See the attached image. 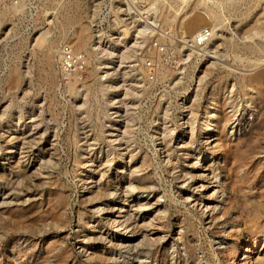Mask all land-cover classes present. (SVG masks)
I'll return each instance as SVG.
<instances>
[{
	"label": "rangeland",
	"instance_id": "rangeland-1",
	"mask_svg": "<svg viewBox=\"0 0 264 264\" xmlns=\"http://www.w3.org/2000/svg\"><path fill=\"white\" fill-rule=\"evenodd\" d=\"M17 1L0 0V9ZM110 1L115 8L119 7L118 14L124 21L129 22L130 31H133L130 21L136 18L135 12L132 9L128 14L124 13V0H23L21 10L11 12L5 17L0 15V71L4 74L9 67L18 64L23 73L21 86L14 91L10 90L5 82L6 74L0 77V175L5 174V177H0V196L7 200V203H2L0 198V264H31L32 260H35L36 264H57L53 257H48L47 262H44V256L60 249L66 256L67 264L85 263L86 254L93 249L108 252L107 256L111 259L102 261V264H138L139 261L144 264H167V259L165 261L161 257L162 251H167L173 257L180 254L185 256L187 253L181 246L178 252L172 249L175 243L180 245L184 237L177 239L172 236L174 234H168L169 231H184V227L176 224L184 217L183 210L201 217V221L195 219L193 230L196 231L192 235L197 246L195 257L201 261L196 262L195 258H191L184 264H208L200 249L205 234L212 236L211 244L217 241L214 247L218 249H223L225 241L229 242L236 237L226 238L229 236L228 231L230 233L233 229L217 228L208 217L212 213L213 201L221 204L225 196L213 178L218 175L222 181L223 159L232 154L251 156L250 165L255 166L257 178L264 182V79L256 84L254 78L250 79L256 68L251 62L254 60L252 57H264V32L255 37L256 42L263 46V50L257 53L260 56L246 53L251 57L249 62L240 63L237 56L234 60L233 55L239 53L238 47L231 42L233 37H237L236 41L238 39L239 9L229 6L220 10L225 0H206L209 7L223 11L228 19H225L227 25L219 28L217 39L214 41L216 45L212 47V52L207 53L209 57L203 56L199 59L184 41L188 36L184 19L195 13L198 15L199 12L206 14L203 0L196 2L192 12L183 15L181 13V24L163 25L160 28L162 21H158L162 32H156L148 40L144 36L139 37L138 46L132 37H125L119 32L120 29L108 9ZM139 4L146 5L147 1L140 0ZM168 12L169 7L165 5L164 13ZM76 16L79 21L75 19ZM259 18L264 21L263 16L259 15ZM78 23L87 27L88 50L93 54L90 64L76 67L75 73L80 80L76 83L77 93H71L67 89L69 78L66 76L59 74L58 85L54 87L43 74L42 77L37 75L32 53L37 51L33 46L35 38L44 30L49 31L50 37L62 33L63 39L59 44L66 45L65 48L70 50V39L78 29ZM209 23L206 25L210 26ZM156 38L168 49V55L160 58L165 57L168 61H163V68L159 65L156 71V74L159 70L165 73L158 74L159 80L148 87L149 84L145 80L149 71L145 68V62L149 56H155L152 47ZM94 41H97L95 45ZM80 52L82 56L88 57L85 50ZM139 54L141 57L145 56V62L144 59L138 60ZM106 61L109 62L105 65ZM263 65L264 63L261 66ZM60 66L59 63L55 64L57 69ZM93 67L94 72H91ZM140 69L145 70L148 75L143 76ZM111 84L114 88H109ZM131 88L139 92L134 93ZM111 90L114 98L120 101L108 106L107 96ZM196 92L202 96V103L197 104L194 101ZM212 92H219L221 97L226 99V109H232L228 113L229 122L224 129H221V126H211L206 130L205 125L201 124L205 116L203 99ZM250 96H257L254 104L262 101V112L258 115L247 114V111L254 110V107L248 108L246 105ZM192 102L194 106L191 105ZM45 103L49 104V111L43 112L40 122L39 107L43 105L45 110ZM233 108L236 111H233ZM210 113L213 114V111ZM208 120L210 121V118ZM254 121L257 122V128L255 127L249 136L252 145H244L240 150L234 145H226L223 136L234 142L247 133L248 125H252ZM219 129L222 130V135L218 133ZM66 134V140L58 142ZM206 135H211L210 140L214 141H206ZM215 142L221 143V148L216 153L213 152ZM53 147L58 150L54 152ZM124 147L136 155L135 159L129 161V158H122L118 161L117 155ZM156 148L158 150L154 152ZM111 149L114 150L113 154ZM190 150H193L192 155L201 159L200 167L191 168L189 160L183 161L185 153ZM15 160L24 165L25 172L36 174V182L42 183L43 190L31 185L24 187L28 186L24 181L22 184H16V180L21 178V173L8 169V165ZM58 161V167L62 169L59 173L55 172L54 168V163ZM173 165L180 167L173 170ZM181 168L192 170L193 180L185 182L174 178ZM125 170L133 171L135 176L149 174L152 185L157 188V195H161L164 190L168 191L169 188L178 195L177 212L172 210L175 202H166L163 197L159 198L161 204H172V209L169 207V215L163 217L159 214L155 204L148 205L144 212H139V225L143 219L152 220V224L145 228L149 238L157 235L167 237L163 244H158L159 247L154 246L153 257L150 253H138L137 256L131 254L132 251L124 253L125 249L120 252L109 251V241L112 239L126 242L135 238V244H146V241L139 232L126 234L120 231L123 226L111 224L109 219L112 213L107 210L110 202L88 201L92 195L91 190L95 189L98 183L105 184L110 174L114 176ZM53 180L56 186H51ZM201 182L208 184V188L197 189L196 186ZM242 186L245 185L240 184L238 188ZM56 191L66 194L60 221H57L56 215L60 212L59 202L62 201L56 198ZM47 192L51 196L47 195ZM187 193H190V199H186ZM152 196L153 193H143L139 201L143 204L153 203L156 197ZM31 197L35 201L27 200ZM131 199L138 201L136 197ZM181 202L185 206L180 205ZM97 206L100 210H96ZM77 208L83 209L89 215L91 212L93 214L89 218H83L78 214ZM202 210L204 214H201ZM259 212L260 222L263 223L264 204L259 206ZM32 221L37 222L36 226H33ZM50 222L60 224V230L52 232L48 229L45 223ZM96 231L102 232L106 240L97 241ZM218 233L223 239L217 236ZM187 234L191 236L192 232ZM221 240L224 242L219 243ZM240 241L237 256L242 259L247 253L243 251L244 241ZM13 247L22 253V257L15 259L11 255L9 250ZM32 252L30 259L28 256ZM233 259L230 255L228 264ZM170 262L175 264L173 259ZM238 263L237 261L236 264Z\"/></svg>",
	"mask_w": 264,
	"mask_h": 264
},
{
	"label": "bare ground",
	"instance_id": "bare-ground-1",
	"mask_svg": "<svg viewBox=\"0 0 264 264\" xmlns=\"http://www.w3.org/2000/svg\"><path fill=\"white\" fill-rule=\"evenodd\" d=\"M139 1L140 0H124V2H123V6H124L123 11L125 14H128L130 12V10L134 9V12H135L134 16L136 18L133 21L132 20L130 21V22H132V27L134 28L133 31H130L129 22L127 23L126 21H124V19H122L120 17V15L118 14L117 10L119 9V7L115 8V5H113V2L110 1L109 2V8H108L109 12L112 14L111 16L113 17L114 21L117 24V27L120 29L119 32H122V34L125 37H132V39H134V41H135L136 46H138V44H140L139 37L144 36V37H146L147 40L151 39V36L153 37V35L156 34V32L161 31L160 28L163 27V25H169L170 26L173 24H181V22H180L181 16L184 13L192 12L193 9L196 7V2L198 0H146L147 1L146 5H140ZM203 4H204V9H205L206 14L202 15L203 13L199 12L198 15H195V14H197V13H195L193 15H190L189 18L187 17L188 19L187 18L184 19V21L186 20L184 22V25L186 27V30L188 31V36L185 35L187 38L184 39V41H185L186 45H188L192 48L191 50H192V52H194L196 54V56H198L197 58L201 59L203 56L204 57L206 56L208 58L209 56H207V55H209V54H207V53L213 51L211 49L213 46L216 45L214 41H216V39H217V34H218L217 32H218L219 28L225 27V24H226L225 19H228L227 18L228 16L226 17V15H224L222 13L223 11H220V10H223V9H225L224 7H229V6L230 7L233 6L234 8L237 7L239 9L238 13H237L238 14L237 17H238L239 24H240L239 28H238L239 29L238 39L236 41L237 37L236 38L233 37L232 42H231L233 45H236V47H238L237 50H238L239 55L234 54L233 59L235 60V57L237 56L240 63L241 62H243V63L249 62L251 57L247 56L248 54L246 55V53H250L253 56V55H258L259 54L258 52H261L263 50V46L260 43L256 42L255 37L260 36L264 32V24H263L264 21H260V18H259V15L264 17V0H228V1L225 0V2L222 4V8H220V10H218L217 8L214 9V8L209 7L206 3V0H203ZM165 5H167L169 7V12L167 14L164 13ZM22 7H23V0H18L15 3H13V2L8 3L0 9V15L2 17H5L11 12L21 10ZM170 10H172V13H170ZM181 13H182V15H181ZM237 17H235V18L237 19ZM75 19H77L79 21L78 16H76ZM158 21H162L161 26H159ZM209 21L211 24L209 23ZM206 23H209L210 26H207ZM78 26H79L78 29L74 32L73 37L70 39V42H71L70 52L75 57L80 56L81 59H84V65H85V63H86V65H88L91 63L90 58H91L93 52L91 50H88L89 37L86 35L87 27L81 23ZM199 26H202V28L208 27L211 30V37L204 45L195 46L193 44V39H194L195 34L200 29ZM162 30H163V28H162ZM48 33H49L48 30H44L34 40L33 46L35 48H37V51L32 53L33 60H34V62H33L34 71H36L37 75L41 76V74H43L42 76L44 78H46L49 82H51L54 87H56L58 85V75L59 74L62 76H66L67 78H69L68 83H67V85H68L67 89L71 93H77L75 90L76 89V83L80 80V78H79L78 74L75 73V68L73 70H70L69 68H67V66L71 65V62L68 61L66 58V53L64 51L66 45L59 44V42H61L60 40L63 39L62 33H59L57 36H52V37H50V35L48 36ZM246 38L248 41H246ZM156 40H158V38H156L154 41H156ZM93 43L95 45L97 43V41H94ZM81 50H85L87 52L88 57L82 56L81 52H80ZM152 50L154 53L155 50L153 47H152ZM142 54H143V52H142ZM156 55L158 58L157 60L159 61L160 57H161V53H156ZM258 56H260V55H258ZM144 57H145L144 55L142 57L140 55V59H138V60H143ZM252 58L254 60H251V62H253L254 67H256V68L251 73L250 76H252V77H250V79L254 78L253 81L255 84L258 81H259V83H261V80L264 79V65L261 66L264 63V60H262L264 57L263 58L260 57L261 58L260 59L259 57L254 56ZM145 60L146 59H144V62H145ZM147 60H146V62H147ZM203 60H205V59H203ZM108 62L106 61L105 65ZM146 62H145V64H147ZM56 63H59L61 65L58 69L55 67ZM260 63H261V65H260ZM158 64H160V63H158ZM160 66L163 68V66L161 64H160ZM20 67L17 64V65H14L12 67H9L4 72V74H6L5 75V82L8 85L10 90H13V91L17 90L21 86L23 73L21 72ZM146 67L147 66L145 65V68ZM139 68H140V66H139ZM94 69H95V67L92 68L91 72H94ZM148 69H150V68L147 67V72L149 71ZM141 70L143 72L142 74H144L143 76H146V75H148V73H150V72H148L146 74V71L143 69H140V72H141ZM1 71H0V74H1L0 77L4 76V74H2ZM163 73H165V72L162 70H159V73L154 74V77L152 80L150 79V77L148 75L147 79L146 80L144 79L149 84L148 87L150 85L154 84L156 80H159V78H157L158 74L162 75ZM141 83H142V81H141ZM144 86H146V85H144ZM130 87H132V86H130ZM109 88H114V86H112V84H111ZM135 89H134V91L139 92V90H135ZM130 90L133 91L132 88ZM111 92H113V90H111L109 92L110 95L107 96V105L108 106L114 105L116 102L120 101V99L116 100V98H114L115 95H113L114 93L112 94ZM197 93L198 92H196V95L193 97V99L198 104L199 102L202 101V100L200 101L202 96H200ZM196 96H198V98H196ZM257 99H258L257 96H250L249 97V101L246 103V105L248 106V108L254 107V110L253 111H247V114L252 115V114L256 113L258 115L262 112V101L259 100V102L257 101L258 103L254 104ZM206 100H207V104H206ZM226 103H227L226 99H223L219 92H212L211 94L207 95V97L205 99H203V107H204L203 113L205 116H204V119L202 120L201 124L205 125L206 130H209L211 128V126H219V127L221 126V129H224L226 127V125L229 122L228 118L230 116V115L228 116V113L232 110V109H229V110L226 109V107H225ZM45 104H47V103H45ZM191 105L194 106V102H192ZM42 106L39 107L40 110H39V114H38V116L40 117V122H42L41 116L43 115V112L49 111V107H50L49 104H47V106L45 107V110H44V108ZM195 108H196V106H195ZM191 109L193 112V107ZM165 110H166V108H165ZM116 111H118V110H116ZM211 111H213V114L210 113ZM233 111H236V110H234V108H233ZM164 115H165V113H164ZM208 118H210V121L208 120ZM255 127L257 128V122L256 121H254L252 123V125H248V128L246 130L247 133L245 135H243L241 138H239V139L237 138L238 140H236L234 142H230L229 140L226 139L225 136H223V140H225L226 145L228 147L234 145V147L237 150H240L241 147H243L244 145H249V144L252 145L251 139H250L251 137H249V136ZM56 128H57V126H56ZM218 133L221 135L223 134L222 130H220V129H219ZM57 135L60 137L59 134H57ZM67 136H68V134H66L65 137L63 136L61 139H59L58 142L61 143V140H66ZM210 138H211V135L205 136L206 141H210V142L214 141V139L210 140ZM219 138L217 140H219ZM218 142L217 143L215 142L213 145V152L214 153H216L219 150V148H221V143H218ZM53 150L55 152L58 150V148L53 147ZM157 150H158V148H156L154 152H156ZM110 151L112 154L114 153V150L111 149ZM192 151L193 150H190L189 152L185 153V157H184L183 161L189 160V163L191 164L190 165L191 168L200 167V165H202V164H200L201 159L199 157L196 158L194 155H192ZM227 151H229V150H227ZM119 152L120 153L117 155L118 161L122 160V158H123V160H126V158H129V161H132L136 157V155L133 154L132 151L129 150V148H127V147L121 148ZM250 159H251V156L241 155V154H239V155L232 154L228 158L225 157L223 159V162H222V171H223V175H224L222 181L220 180L218 175L213 176V178H215V182H217V184L220 185V191L222 192V194H225V196L223 197L221 204L219 202L213 201V203L211 204L212 213L209 214L208 217H210L212 225L217 227V228L218 227H220V228L229 227V228L233 229L230 231V233L228 231L229 236L227 235L226 238H230V237L234 238L235 236L236 237L229 242L225 241L224 248L218 249V248L214 247V244H216L217 241L215 243L211 244L212 238H210V237H212V236L205 234V237L200 244V249L204 253V255H205L204 259L206 260V262L208 264H228V260H229L230 255H232L234 259L231 263L229 262V264H236L237 261L239 262L238 264H264V222L263 223L260 222V218H261L260 215H261L262 211L259 212V206L260 205L262 206L264 204V182L262 183V181L259 178H257L255 166L251 167ZM194 164H196V165L194 166ZM54 165H55L54 168H56L55 172L59 173L60 170H62L58 167L59 161L57 163L55 162ZM179 167L180 166H178V165L177 166L173 165L172 169L174 170V169L179 168ZM24 168H25L24 165H21L19 163V161H16V160L13 163L8 165V169L10 171H15V172L21 173V178L18 181L16 180V184H22V182L24 181V183L28 184V186H24V187H29V185H31L34 188H39V190L40 189L43 190L42 183L36 182V179H37L35 177L36 174L34 172H31V173L25 172ZM211 169H213V168H211ZM178 171H179L178 173L175 171L177 174L174 176V178L181 179V181H185V182H186V180H193L194 172H192V170H184L181 168ZM213 171H214V169H213ZM4 175L5 174L2 173V175H0V177H5ZM55 178H56V176H55ZM52 182L53 183L51 184V186H53V185L56 186V184L54 183V180ZM240 184L245 185V186L238 188V186ZM196 188L197 189H200V188L205 189V188H208V184H206V183L204 184L203 182H201L200 184H198L196 186ZM156 191H157V188L154 185H152L151 176L149 174H143L140 176H135L133 171H126V170L120 171V173L118 172L114 176L110 174L109 178H108L107 182H105V184L98 183V185L95 187V189L91 190L92 195L90 198H88V201L90 203H93L94 201H96V202L97 201H99V202H102V201L110 202V204H108L107 210H108V212L112 213V216L109 219L111 224H115V226H123V230H120V231H123V233L126 232V234H128V233L130 234V232H133V233L139 232V234H142V238L144 239V241H146V244H143V242L135 244L134 243L135 238L130 239L126 242H117V240L114 241V239H112L109 241V246H108L109 251L117 250L118 252H120L122 249H125L124 253H129L130 251H132L131 254H134L135 256H137L138 253H144V254L150 253L151 256L153 257L154 246H158V244H163V242L166 241L167 237L163 236V235H157L152 239L147 236V233H146L147 230L145 228L149 227L152 224L151 219H149L147 221H145L143 219L142 220L143 222L141 223V225H139L138 221H137V219H139V212H144V210L147 207H149L150 205L153 206L152 204L156 205V208H157L159 214H161L163 217L166 215H169L168 213L172 209L171 208L172 204L170 205L171 207L166 206L165 204H161L159 201L160 197L165 198L164 201H166V202H168V201L173 202V203L175 202L172 210H174L175 212H177V210H179V207L177 206L178 195L176 194V192H173L172 188L171 189L169 188L168 191L164 190L161 195H157ZM45 192H46V189H45L44 193ZM56 193H57L56 198H59L62 201V202H59L60 203V208H59L60 212L56 215L57 221H60L62 219V216H63L62 208H63L64 199H66V194H64L63 191H60V192L56 191ZM143 193H153L152 198L153 197L155 198L156 195H157V197L155 199H153L154 200L153 203L147 202V203L143 204L139 201V200H141V196ZM47 195L51 196V194L48 192H47ZM54 195H55V193H54ZM132 197H136V199H138V201L134 202V199L132 201V199H131ZM0 198H1L2 203H7V200H5L6 199L5 197L0 196ZM190 198H191L190 193H187L186 199H190ZM52 199H53V197H52ZM129 199H131V200H129ZM27 200H31V202H32V200L35 201L34 198H32V197L28 198ZM179 204L185 206L184 203H182V202ZM53 206H54V204L52 205V207ZM205 207H207V206H204V208ZM96 208H97L96 210H100L99 206H97ZM102 209H104V208H102ZM77 211H78V214H80L83 218H89L93 214L91 212V214L89 215V213L87 214V212L81 208H77ZM184 211L185 210H183V213H182L184 217L182 219H180L179 221L177 220L178 223L176 222V224H178V226L184 227V231H180V230L179 231H172L171 233L169 231L168 234H171V235L174 234L172 236H176L177 239L184 237L183 242L180 245L178 243H175L173 245L172 249L174 252H178L179 248H180L179 246H181L182 249L187 250V253L185 256L180 254V255H176L175 257H173L167 251H165V250L162 251L161 257L165 261L167 259V262H166L167 264H171L170 261L172 259H173V261H175L174 262L175 264H184L185 262H187L191 258H195L196 262L201 261L200 258L195 257L197 246H196V244H194V242H193L194 239L192 237V235H194L193 233H195V231H196V230H193L194 226L196 225L195 219L198 218L201 221V217L198 215L193 216V214L192 215L188 214L187 213L188 211L187 212L186 211L184 212ZM201 214H204L203 210L201 211ZM49 217H52V216H49ZM263 217H264V215H263ZM37 220H39V218H37ZM44 222H45V220H44ZM36 223L37 222L34 221L33 226H36ZM59 223H61V222H59ZM45 225L48 226L49 227L48 229H50L52 232H57L61 228L60 224H57L54 222L53 223H51V222L45 223ZM116 230H118V229H116ZM96 232L98 233V236L96 237L97 241L102 242V241L106 240V236H104L102 232H100V231H96ZM188 232H192V234H190L191 236H188V234H187ZM202 232H204V230ZM235 233H238L239 235L237 236V234H235ZM155 234H157V233H155ZM32 236H33V234H32ZM217 236L221 237V239H223L222 235L220 233H218ZM247 237H251V238H247ZM240 240L244 241L245 247H244L243 251L245 253H247L244 257H242V259H241V256H239V257L237 256L239 254V248H240V242H241ZM206 242L208 243L207 245H206ZM222 242H224V241L221 240V242H219V243H222ZM204 243H205V245H204ZM252 248H253V250H252ZM60 250L53 252V253H47L48 256H44V259L48 260L49 259L48 257H53L57 264H67L68 262H65L66 256ZM9 252L11 253V255L15 259H19L20 257H22L21 256L22 253H20V251H18V250H15L14 247L10 248ZM33 252L28 256L29 258L33 254ZM107 253H108L107 251H103V250L100 251L98 249H93V251H90L89 253L86 254V261L84 260L85 263H81V264H102V261H106L108 259H111V257L109 255L107 256ZM47 260L44 262H47ZM32 261H33V263H31V264H36L34 262L35 260H32ZM15 264H16V262H15ZM138 264H144V263L139 261ZM146 264H148V263H146Z\"/></svg>",
	"mask_w": 264,
	"mask_h": 264
},
{
	"label": "built area",
	"instance_id": "built-area-1",
	"mask_svg": "<svg viewBox=\"0 0 264 264\" xmlns=\"http://www.w3.org/2000/svg\"><path fill=\"white\" fill-rule=\"evenodd\" d=\"M211 37V30L208 27H204V28H200L199 31L195 34L194 39H193V44L195 46H202L204 45ZM153 48L155 50V56H149L147 59V64L146 66L149 67V77L152 80L154 77V74L157 71L158 65H162L163 61H168L167 58H163L158 61L157 59V55L156 53H161V56H166L168 55V49L166 48V46H164L160 40H156L153 43ZM65 53H66V58L68 61L71 62V65L67 66V68H69L70 70H73L74 68L76 69V67H82V65L84 64V59H81L80 56L75 57L74 55H72V53L70 52V50L68 48L64 49ZM160 63V64H158Z\"/></svg>",
	"mask_w": 264,
	"mask_h": 264
}]
</instances>
